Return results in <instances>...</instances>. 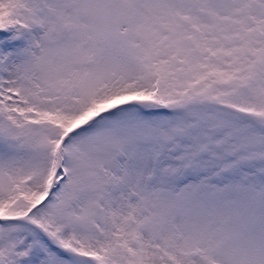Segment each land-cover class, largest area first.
Instances as JSON below:
<instances>
[{"label": "snow or ice", "instance_id": "snow-or-ice-1", "mask_svg": "<svg viewBox=\"0 0 264 264\" xmlns=\"http://www.w3.org/2000/svg\"><path fill=\"white\" fill-rule=\"evenodd\" d=\"M0 264H264V0H0Z\"/></svg>", "mask_w": 264, "mask_h": 264}]
</instances>
